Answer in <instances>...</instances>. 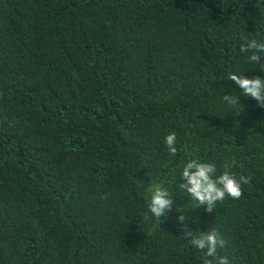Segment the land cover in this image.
Masks as SVG:
<instances>
[{
  "label": "trees",
  "instance_id": "16d2710c",
  "mask_svg": "<svg viewBox=\"0 0 264 264\" xmlns=\"http://www.w3.org/2000/svg\"><path fill=\"white\" fill-rule=\"evenodd\" d=\"M241 37L264 40V0H0V264H217L185 229L264 264V107L223 100L229 72L264 77ZM191 158L230 164L242 196L195 205Z\"/></svg>",
  "mask_w": 264,
  "mask_h": 264
},
{
  "label": "clouds",
  "instance_id": "9594fccd",
  "mask_svg": "<svg viewBox=\"0 0 264 264\" xmlns=\"http://www.w3.org/2000/svg\"><path fill=\"white\" fill-rule=\"evenodd\" d=\"M245 43H241L240 51L250 53L247 59L249 63H257L264 54V40L256 38L241 37ZM264 67V66H262ZM227 79L234 83L236 94L223 96V100L229 106H241L240 98H248L255 101V104L264 107V77L253 78L243 77L241 73L229 72ZM239 111L240 109L237 108ZM163 143L167 151L175 155L177 153L176 133L167 134ZM179 188L186 192L195 205L203 206L211 212L217 201L224 200L225 196L238 199L242 196V184L247 183L245 176H237L231 171V165L224 164V170L220 172L216 164L203 161L199 158L187 159L183 162L180 170ZM171 197L169 189L163 184H155L148 189L147 209L157 221L171 208ZM183 220L184 217L180 216ZM185 235L189 238V243L197 250L203 251L206 257L217 260V264H229L225 257H216L217 245H223L222 240H218L216 233L212 230L207 234L196 235L195 232L185 229Z\"/></svg>",
  "mask_w": 264,
  "mask_h": 264
}]
</instances>
